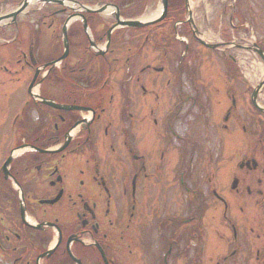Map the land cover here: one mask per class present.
Segmentation results:
<instances>
[{"label":"flooded vegetation","instance_id":"af4514ba","mask_svg":"<svg viewBox=\"0 0 264 264\" xmlns=\"http://www.w3.org/2000/svg\"><path fill=\"white\" fill-rule=\"evenodd\" d=\"M28 1L0 9L7 73H26L0 150V264H264V84L258 110L243 24L219 9L211 49L184 0L163 15L158 0ZM23 2L32 19L8 16Z\"/></svg>","mask_w":264,"mask_h":264},{"label":"rangeland","instance_id":"374dc122","mask_svg":"<svg viewBox=\"0 0 264 264\" xmlns=\"http://www.w3.org/2000/svg\"><path fill=\"white\" fill-rule=\"evenodd\" d=\"M232 1L233 0H189V4L193 7V9H191L193 19L195 20L199 31H201L202 36L205 39L217 41L222 38V34L225 32L224 29L219 27L218 29L212 30L210 26L213 27L212 24L214 19L219 15V9H226V11L229 12V9H231L233 3ZM257 1H259V3ZM156 3L157 0H153V4L156 5ZM28 5L35 7L37 5V0H29ZM234 9H239L241 11H232V13L230 11L231 17H233L232 26L244 23L245 26L243 24V27L246 28V32L248 31V34L244 36H250L249 39L242 40V42L245 43L246 41L250 40L253 43H260L262 46H264V0H234ZM24 16L25 18L27 17L32 19L31 14L28 15L27 13V15ZM235 18H237L238 21ZM22 19L23 20L19 22V28L22 29L23 27H26V23L28 25L31 24L29 19ZM30 28H32V26H30ZM40 28L47 29L46 26L42 27L41 25ZM223 36L227 39L228 36L232 37L233 35L227 34V36ZM27 37L28 31L25 29L24 32L21 33V39L25 42V38ZM7 53H9L8 49H0V65L5 64L8 69L5 71L4 68L0 66V120L4 117V110L9 106V112L6 116V119L4 120L3 124H0V150L2 148L8 149V144L5 145L6 143H4L6 139L5 130L8 127L11 115L19 107L18 102L20 99H22V95L25 93V89L20 85L26 73L21 74L23 77H19V81L17 76L13 77L7 73L8 71L19 69V65L16 64L13 59H11L10 62L5 59ZM238 53L239 61L237 62L239 63V68L242 69L244 76L248 79L249 84H255V82L259 79V76L262 74L259 72L261 71V68L259 67L261 61L260 58L253 55L250 51ZM4 93L13 94V97L9 103H7L6 94L3 95ZM10 136L11 135H9L8 139Z\"/></svg>","mask_w":264,"mask_h":264},{"label":"water","instance_id":"95a60500","mask_svg":"<svg viewBox=\"0 0 264 264\" xmlns=\"http://www.w3.org/2000/svg\"><path fill=\"white\" fill-rule=\"evenodd\" d=\"M162 6L165 7L166 6V0H162ZM259 52V51H257Z\"/></svg>","mask_w":264,"mask_h":264},{"label":"bare ground","instance_id":"6f19581e","mask_svg":"<svg viewBox=\"0 0 264 264\" xmlns=\"http://www.w3.org/2000/svg\"><path fill=\"white\" fill-rule=\"evenodd\" d=\"M5 21H6V20H2L1 23H2V22H5Z\"/></svg>","mask_w":264,"mask_h":264}]
</instances>
